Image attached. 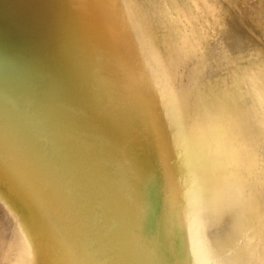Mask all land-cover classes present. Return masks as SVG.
Here are the masks:
<instances>
[{"label": "bare ground", "instance_id": "6f19581e", "mask_svg": "<svg viewBox=\"0 0 264 264\" xmlns=\"http://www.w3.org/2000/svg\"><path fill=\"white\" fill-rule=\"evenodd\" d=\"M159 1L133 0L131 3L130 0H125L126 4H121V8L126 12H131V9H133V16L140 13V20L137 23L138 25H143L144 20H159L169 13L167 5L159 3ZM167 1L175 14L189 17L188 13L186 14L180 5L176 6L175 0ZM234 1L227 0V3L231 2L233 6ZM52 2L53 0H50V4ZM223 2L225 0L220 1V5ZM235 3L238 4L239 9L234 8L233 18L231 19L235 24L237 22L240 23L239 25L243 28L241 17L236 13V11H239L241 15L242 13L245 14L242 9L243 1L236 0ZM0 4L3 7V9H0L1 15L5 16L7 14L8 17V24L6 22L7 30L9 29L10 34H12L11 42L7 40L11 53H15V47L17 46V37L14 32L17 29V23L13 20H18L15 13H19L22 16L25 30L34 36L30 37L28 42H34L42 55L41 66H38L35 62L36 59L30 56L28 59L26 72L30 73L29 78L34 75L32 77L36 82V84L32 83L34 88L42 85L47 87L54 85L56 87L60 84L61 91H64L66 97L65 102L58 106L44 103V111L48 119L42 113L36 114V116L31 113L21 118L14 117L11 111L22 113L24 106L27 105L23 104L24 101L14 106L8 113L0 114V179L6 178L8 175L11 177L10 187L16 196L15 198L12 195L13 201L6 202V199L1 196L2 191L0 190V264H169L166 261H157L156 257L153 260L154 256L158 254H155L157 252L156 249L159 247L161 251L163 250V244H159V242L164 240L163 237L167 238V244L165 245L167 249L178 248L175 247L177 244L176 235L178 238V234L182 231L187 233L190 230V226H192L193 231H209L210 227L218 230L223 224L226 226V230H223L224 233L218 232L220 236L208 238L209 248L227 250L235 239L236 243L245 237L246 240L241 245L240 250L235 253V256L224 258L220 264H247L245 262L248 260H251L252 264H264V229L251 236L252 230L264 217V161H262L260 152L256 149L259 148L260 144L256 146L255 140H253L254 143L250 144L256 147L252 146L253 148H251L249 146L251 149L248 153L251 156V160L248 163L245 158L247 156L244 155L243 151H240L239 146L236 144L238 141L237 132L239 131L236 124L232 123L231 131H224V134L230 135L227 140L221 141L218 136H214L212 134L213 129L209 128L215 127L218 133L224 130L221 122L223 117L228 116V112L217 107L218 115L214 119L213 124L208 122L204 131L198 129L194 137L190 136L188 139L185 137L184 140L180 138V135L185 133V136H187L190 130L189 128L185 129L180 124L181 121L177 122L171 118L172 116L166 117L165 121L152 120L148 131L152 138V145H155V150L150 144H148L150 146L149 151L147 150L144 153L140 149L136 150L134 148L130 154V156L132 155L129 159L130 163L125 164L122 162L121 155L126 147L132 149L136 145L138 137L142 134L144 135L147 130L148 115L141 110L142 115L139 118L137 127L121 126V123L128 125L130 118L133 116L131 108L128 107V101L119 99L118 103H121L122 109L124 108L126 113L113 115L105 111L109 104L105 103V98H102L101 95L107 96L106 100H110L111 96L112 100L117 99V97L113 91L107 89L109 85L107 88L100 87L102 83L96 80V76L101 74V70H93V67L86 65L92 79L91 82L89 78L84 79V82L80 83L66 77L68 70H66L65 74L63 73V64L68 59L69 53H75V47L69 36V31L65 30L62 33V30L59 29L60 23L64 22L65 26L69 24H67V19H60L57 12L54 13V5L51 6L49 4L51 6L49 7L44 4L43 0H30L27 3L19 0H13V2L11 0H0ZM217 8L219 7L217 6ZM254 9L255 7L252 8V10ZM212 10L219 17L217 18L218 21L214 17L215 24H219L220 21L222 22L220 28L232 27L227 16H222L221 12L215 7ZM257 14L259 15L258 11ZM125 17L127 18V16ZM245 17L249 25L259 34V37L251 34L247 39L251 43L257 41L255 42V52L251 51L253 47H250L247 42L235 43L233 45L235 49L229 57L230 62L228 64L234 69L236 66H231V64H234L235 61L236 63L239 62L241 68L249 72L248 78L252 81L255 75L258 74V70L252 73V68L259 66L264 71V53L263 56L257 57L260 62L256 63L254 61L255 54L260 53L259 49L264 50V44L258 41L260 40L259 38L264 40V26L259 24L261 20L253 23L252 18L246 14ZM137 19L138 17H136ZM44 20L47 23L46 27L43 25ZM184 21L181 22L179 19H174L172 23V30L184 33L179 38L181 37L186 42L187 37L194 36L196 38L197 35L200 37V31L196 27V23L186 21V19ZM111 29V27H107V31H111ZM245 44L246 46H243ZM243 47L249 48L251 53H238L240 50H244ZM128 49L121 46V50H125L127 54H130L127 51ZM81 51L90 52L88 46ZM235 51L237 53H234ZM139 56L141 55L132 54L127 59L125 57L124 61L127 64H123V66H133L134 60L143 61ZM8 60L9 58L3 60L2 53H0V84L6 80L5 77L9 68ZM85 60L90 62V57ZM121 64V62H117V67H120ZM134 66H136V63ZM215 67L220 69L221 66L216 64ZM72 72L73 69L68 75ZM231 72L235 73L234 70H231ZM141 75H137V78ZM56 78L57 84H55ZM100 78H103V74ZM162 84L163 82L157 83L156 104H163L162 108L165 105H170L171 108H177L180 105L179 112L181 114L187 111L184 104L189 106L190 101L187 96L192 93L193 87L182 100L177 99V95L166 99L165 97L170 91L166 92L165 89L163 90ZM98 85L99 90L101 89V94H99ZM184 85L182 82L181 86L183 87ZM223 91L224 89L221 87L220 92ZM33 93H35V89ZM250 94L253 97L250 98L254 99L253 102H256L255 107L257 108L258 106L259 108L254 113V120H261L263 124L261 128L264 130V77L262 75H260L259 81L252 86ZM34 95L32 94V96ZM137 97L142 100V93L139 92ZM54 98H58V95ZM60 100L59 98V102ZM177 100L179 101L176 102ZM36 101V98H32V108ZM79 101L80 109L83 110L81 114L87 118V122L77 132L80 133L81 138L90 140V142L86 141L83 143L92 148L91 158H93L95 153L99 158V163L101 160H105L106 164H110V156L107 152V147H110L112 158L119 160L112 171L116 169L118 176L122 175L120 177L122 178L121 182L116 184V193L119 196L116 195L110 198L109 192L111 190L108 189L107 195L95 199L104 201L99 206L95 205L94 200H92L91 204L89 202L76 201L74 199L76 195L71 193L75 185L71 182L70 184L65 182L69 170L60 164V160H64L63 155L67 143L59 140H50L48 143L49 147L52 146V148H50L51 150L47 149L46 135L57 131L54 126L57 123L56 118L51 116L54 109L61 113V109L68 108L73 102L78 103ZM235 103L232 102L233 109L230 113L234 121L238 122V117L234 113ZM148 104L149 101L146 100L144 103L145 107ZM242 106L244 105L242 104ZM242 106L239 105V107ZM1 107L2 101L0 102ZM246 107L244 106V110L240 108L243 114L244 111H246L245 114L248 112L245 110ZM136 112H139V110ZM185 115L188 116L189 114L185 113ZM244 118L242 119L244 120ZM144 120L145 123L143 125ZM200 120L201 117L197 116V123ZM246 121L251 120L247 119ZM246 121L243 123L247 124ZM248 124L250 123L248 122ZM141 125L143 126L141 127ZM247 125H244L245 127L242 126L244 127L243 129L252 128L250 127L251 125L249 127ZM58 129L65 131L60 125H58ZM88 129H91L96 135L104 134V142L98 140L97 144L96 140L90 136ZM70 130L71 127L66 128L64 134L70 135ZM253 130L254 127L252 128ZM258 131H260L259 127ZM253 132L250 129V133ZM255 133L252 134L254 137L256 136ZM246 137H250V135ZM251 137L249 139H254V137ZM179 141H183L181 145H179ZM197 141L199 142V147L196 146ZM209 148L216 150L213 156L206 155ZM262 148H264V145ZM76 151L78 152L74 155L75 161H77L78 157L81 159V155L90 153V149H85L79 144L74 146L72 150V152ZM162 151L166 152L167 155H163ZM205 164L211 167L214 166L213 173L216 176L211 181L203 182L202 179L198 178L207 169ZM94 169L99 170L98 167H94L91 171ZM246 173L252 175L247 176ZM113 178L115 176H112L111 180ZM64 186L67 187L64 188ZM5 187L6 189L8 188L7 186ZM147 189H154L155 191L148 195L146 193ZM115 200H120V205L114 207L112 203ZM207 200L206 210V206L202 204ZM21 213L33 214L39 219L42 226L49 232L48 238L50 239L49 241L47 239L42 245L47 248L53 242L51 245L55 250L53 254L45 255L46 253H42L41 256L35 255L40 249L42 251V248L35 242L28 241V250L25 253L21 256L18 254L13 255V247L17 242L25 244V241L16 238L18 233V238L25 240L35 238V235L29 231L31 228L22 221ZM100 213L104 216V219L98 217ZM257 214H260V217L251 225L250 221ZM28 220L32 222L31 218ZM238 223L240 225L236 226ZM116 224L126 231L120 232L116 230ZM233 224L236 227L231 228L230 226ZM196 234V232H192L189 236V238L192 237L191 249L194 250L200 244L203 249L207 248L206 244H202L205 240L200 239L201 237H198V234L196 236ZM11 235L15 238H11ZM212 250L209 249L208 252ZM176 254L182 255L183 252L178 250ZM218 257H223V255H215L212 259ZM164 258L166 257L164 256L160 259ZM212 259L211 261H213ZM211 261L206 264H210ZM178 262L179 258H176L174 264Z\"/></svg>", "mask_w": 264, "mask_h": 264}, {"label": "rangeland", "instance_id": "374dc122", "mask_svg": "<svg viewBox=\"0 0 264 264\" xmlns=\"http://www.w3.org/2000/svg\"><path fill=\"white\" fill-rule=\"evenodd\" d=\"M130 1L132 3L133 0ZM220 1L224 0H175L174 3L176 4V6L180 5L182 10L186 14L188 13L189 17H185L182 14H175L174 10L171 9L170 3L167 0H160L159 3L167 5L169 13L164 18H160L159 16V20H144L143 25H138L140 20V13L133 16V9H131V12L124 11L121 8V4L124 3L125 5V0H100V2L99 0H53L52 4H50V0H43L44 4H47L49 7L54 5V13L57 12V15L60 17V19L64 18L68 20V26H65L64 22L59 24V29L62 30V33L65 30L69 31V36L73 41L75 47V53H69L68 59L64 61L63 64V73L65 74L66 70H68L66 77L71 78L72 80H74V82L80 83H83L84 79L89 78L91 82L92 79L90 73L88 72V69L86 68V65L93 67V70H101V74L99 76H96V80H99L102 83L100 87L107 88V86L109 85L107 89L109 91H113V93L116 94L117 97V99L112 100L111 96L110 100H106L107 96H104L103 94L101 95L102 98H105V103L109 104L105 111L113 115L126 113V110L124 108L122 109L121 103H118L120 101L119 99L128 101V107L131 108L133 116L130 118L128 125L121 123V126H128L129 128L137 127L139 118L142 115L141 110H143L148 115L146 132L144 133V135L142 134L138 137L136 145L132 149L127 147L125 148L123 154L121 155L123 163H130L129 159L132 156H130V154L133 152L134 148L136 150L140 149L143 153L147 150L149 151V147L152 145V138L148 130L152 120L165 121L164 119L166 117L172 116L171 118L176 120L177 122L181 121L180 124L185 129L189 128L190 130V133H188L187 136H185V133H182L180 135V138H183L184 140L185 137L187 139L190 136L194 137L195 132L198 129L204 131L205 126L208 122L213 124L214 119L218 115V112L216 110L217 107L228 112V116L222 118L221 123L224 127V130L219 131V134L218 130H215V127H210L209 129H213L212 134L214 136H218L219 140L221 141L227 140L230 135L224 134V131H231L230 127L232 126V123L234 125L236 124L237 130H239L237 132L238 141L236 144L239 146L240 151H243L244 155L247 156L245 157L246 162L249 163V161L251 160V156L248 152L251 148L258 146V144H260L258 146L259 148L256 149H258V152H260L261 155L260 158H262V161H264V148H262V146L264 145V130L263 128H261L263 127V124L261 123V120H254V113L256 109L258 110L259 108L258 106L257 108L255 107L256 102H253L254 99H251L253 97H251L252 95L250 94V91H252V86L259 81L260 75L264 77V71L261 70L259 66L252 68V73L258 70V74H256L254 79L251 81L248 78L249 72L241 68L239 62L236 63V61H233L234 64H231V66H236L235 68L233 67L234 69H232L228 64V62H230L229 57L235 49L233 48V45L235 43L239 44L241 43V41L247 42L250 47H253V50L251 49V51L253 53L255 52V42L257 41L251 43L247 41V39L251 34H254L256 36H258L259 34L255 32L254 29L249 25L246 20L245 14L248 17L252 18L253 23H255L254 21L261 20L259 24L261 26H264V0H262L263 2L261 0H239L243 1L242 9L245 11V14L242 13L241 15V12L239 11H236V13L241 17L243 28L239 25L240 23L237 22V24H235L231 19L233 18L234 8L239 9L238 4L235 3L236 0L234 1L233 6L231 5V2L227 3V0H225V2L221 3L220 5ZM216 4L220 9L217 8ZM213 7L218 9L221 12L222 16H227V19L230 20V24L232 27L220 28V26L222 25V22L220 21L219 24H215L213 20L214 17L216 19L219 17L215 13V11L212 10ZM253 7H255L254 10H252ZM257 11L259 12V15L257 14ZM125 16H127V18ZM136 17H138L137 20ZM174 19H179V21L181 22H185L184 20L186 19V21H192L196 23V27L200 31L199 33L201 38L197 35L196 38L194 36L187 37V41H183L181 37L179 38V36L183 35L184 33L172 30V23ZM43 25L45 27L47 26L45 20L43 22ZM108 26L112 28L111 31H107ZM207 29L209 30L208 32ZM259 39L260 40L258 41L264 44V40L262 38ZM32 46L34 47L30 50V53H39L37 50L38 47L36 48L34 42L32 43ZM87 46L88 50L90 51L89 53L81 51L83 49H86ZM121 46L124 48H129L130 50L128 49L127 51H129L131 55H141L139 57L142 58L143 61L134 60L133 66H123V64H127V62L124 61V58L126 57L127 59V57H131V55L127 54L125 50H121ZM243 46H246V44ZM243 48L244 50H240L238 53H251L249 51V48ZM259 52L260 53H257L254 56V61L256 63L260 62L257 57L261 55L263 56L264 50L260 48ZM234 53L237 52L235 51ZM21 54L24 53H15V59H18ZM87 57H90V62H86L85 59ZM117 62L122 63L120 67H117ZM38 63L40 64V61H37V64ZM135 63L136 66H134ZM216 64H220V69L215 67ZM71 69H73V72L68 75ZM231 70H234V72L237 70L235 72L236 74L232 73ZM102 74L103 78L101 79L100 76ZM140 74L142 75L137 78V75ZM245 74L248 75L245 76ZM27 78L31 81L27 85V89L24 92L22 100H30L31 97L36 98V100L38 99L39 103L41 104L40 113H42L46 117V119H48V116L44 111V103H50L52 106H58L62 104L66 100L64 91H61L60 84L56 87L54 85L52 87L42 85L40 87L34 88V86L32 85V83L36 84L34 79H31L32 77L29 78V76H25V79ZM236 78H240V80L238 81V79ZM138 81L139 83H137ZM159 82H163V90L165 89L166 92L170 91L166 95V99L177 95V99L182 100L187 96V92L193 87L192 93L187 96L190 101L189 106L188 104H184V107L187 108V111H184L183 114H181L179 112L180 105H178L177 108H171L170 105H165V107L162 108V106H164L163 104H156V91L158 90L157 83ZM182 82L185 84L183 87L181 86ZM55 84H57V78L55 80ZM221 87L224 89L223 92H220ZM42 88H44V90H42ZM97 88L99 94H101L102 92L101 89L99 90V85L97 86ZM34 89L35 93H33ZM31 92L35 95H30ZM139 92L142 93V100L137 97ZM57 95L58 98H54ZM232 95L235 99L233 100L235 102L237 100L236 103L232 100ZM59 98L61 99L60 102ZM68 100L70 99L68 98ZM146 100L149 101L147 107H145L146 105H144ZM179 100H177L176 102H178ZM247 100L249 101L247 102ZM31 101L32 100H30L27 105L24 106V111L22 113H15L12 110L11 112L13 116L16 118H21L25 117L28 114H31V110H33V103L31 104ZM232 102L236 105L234 113L238 117V122L234 121V118H232L230 113V111L233 109ZM238 102L239 104L237 105ZM242 104L245 107L247 106L245 110L248 111V115L245 114L246 111H244L243 114L242 110H244V106H242ZM239 105L242 107H239ZM240 108H242V110H240ZM236 109L237 112L239 111L238 113H241L242 111L241 114L243 115L238 114L236 112ZM137 110H139V112H136ZM81 111L83 110L80 109V101L78 103L73 102L70 107L61 109V113L57 112L54 109L55 114L53 112L51 116L53 118H56L57 123L54 126L57 131L52 134L46 135L47 143L50 140H59L63 143H67V147H69V149L64 146V160H60V164L68 168L69 170V174L65 182H68V184H70L71 182L75 185L71 193L73 195H76V197L74 198L76 199V201L89 202L91 204L92 200H94L95 205L99 206L100 203L103 204L104 201L95 199L102 198L107 195L108 189L111 190L109 192L110 198L117 195L116 184L121 182L122 178L120 177L122 175L118 176L116 169L112 171L115 164H117L119 160L117 161L112 158V150L110 147H107V152L110 156V164H106L105 160H101V162L99 163V158L95 155V153L93 158H91V154L93 153L92 148L83 143L86 141L90 142V140L81 138L80 133L77 132V130L87 122V118L81 114ZM185 113H188L190 116H186ZM197 116L201 117V120L198 123ZM59 118L63 120H60ZM242 118H244V120ZM245 119H250L251 121H246ZM185 121H187V123H185ZM244 121H246L247 124L248 122L250 124L247 125L243 123ZM189 122L191 124L190 126ZM144 123L145 120L143 121V125ZM58 125H60L62 129H65V131L58 129ZM143 125H141V127ZM244 125H247L248 127L249 125H251L250 127H254L255 131L253 130V132L252 128H248V130L247 128L243 129L245 127ZM69 127H71V130L69 131L70 135L67 136L64 133L66 132V128ZM258 127L260 131H258ZM250 129L253 133H250ZM88 131L90 133V136L94 140H96L97 144L98 140L104 142V134L96 135L91 129H88ZM254 133L256 135L255 137L252 135ZM249 135L250 137H254V139L252 137V139H249L250 137H246ZM253 140H255L256 146L250 145L251 143H254ZM182 142L183 141H179V145H181ZM78 144L82 145V147L85 149H90V153L81 155L82 158L80 159L78 157L77 161H75L74 155L78 151L72 152V150L74 146ZM148 144H150V146H148ZM152 146L154 147L153 150H155V145ZM196 146L199 147L198 141ZM249 146L251 148H249ZM50 148H52V146L49 147L48 143L47 149L51 150ZM207 150V156H213L216 151L211 148ZM162 154L167 155L164 151H162ZM90 164H92L91 168ZM94 167H98L99 170L94 169L93 171H91ZM206 167L207 169L203 173H201V177L198 178L202 179L203 182L211 181L216 176V174L213 173L214 166L211 167L210 165H206ZM246 174L247 176L252 175L249 173ZM112 176H115V178L111 180ZM7 177H9V179H7ZM10 182L11 177L9 175L6 176V178L0 179V190L2 191L1 196L3 199H6V202L13 201V196H15V193L10 187ZM5 186H7L8 188L6 189ZM66 187L67 186H64V188ZM132 191L136 192L137 190ZM153 191L155 190L147 189L146 193L149 195L152 194ZM208 200L202 204L206 206V210ZM112 205H114V207L116 205H120V200L113 201ZM261 216L263 217V215ZM98 217L104 219V216L101 213ZM258 217H260V214H257L255 218L250 221V224H254ZM30 218L32 222H29L28 219ZM21 219L22 221H24L25 225L27 224V226L31 228V230L29 231L35 235V238L31 240L18 238V233L16 238L18 240L25 241V244L17 242V244L13 247V255L18 254L19 256H21L23 253H25L26 250H28V241H33L37 245L41 246L42 251L38 246H36L40 250L37 251L35 255L41 256L42 253H46L45 255L53 254L55 251L51 246L53 242L48 245L47 248L42 245V243H44L47 239L48 241L50 239L48 238L49 232L42 226L39 219L36 218V216H34L33 214L29 213H21ZM263 224L264 217L262 218L261 222H259L257 226L252 230L251 236H253L257 232L262 231L264 229V226H262ZM239 225L240 223H238L236 226ZM115 226L116 230L120 232L126 231L124 229H121L118 224H116ZM236 226L233 224L230 227L233 228ZM223 230H226V226L224 224L220 228H218V230L212 229V227H210L209 231H193L192 226H190V230L187 232L188 234L182 231L178 234V238L176 235L175 239L177 244L175 247L178 248L167 249V247L165 246L167 244V238L163 237L166 242L164 240L159 242V244H163V250L161 251L158 247L156 249L157 252L155 253L158 254L154 256L153 260L156 257L157 261H166L169 264H174L175 259L179 258V262L177 264H206L207 262L211 261V259L215 255H223V257L212 259L213 261H211L210 263L220 264L221 260H223L224 258L235 256V253L240 250L241 245L246 240L245 237L243 240H238V243H236L235 239V241L231 245H229V249L227 250H217L214 248H209L210 244L208 243V238L210 239L213 236H220L219 233H224ZM192 232H196L198 234V237H201L200 239L205 240V242H203L202 244H206L207 248L203 249L200 244L199 247H195L194 250L191 249L192 237L189 238V236ZM11 238L15 237L11 235ZM209 249L213 250L208 252ZM178 250L182 251L183 254L177 255L176 253ZM164 256L166 258L160 259ZM245 263L252 264L251 260H248Z\"/></svg>", "mask_w": 264, "mask_h": 264}, {"label": "water", "instance_id": "95a60500", "mask_svg": "<svg viewBox=\"0 0 264 264\" xmlns=\"http://www.w3.org/2000/svg\"><path fill=\"white\" fill-rule=\"evenodd\" d=\"M19 1H25L27 3L30 0H19ZM11 2H13V0H11ZM0 9H3L1 4H0ZM15 15L18 18V20H15V19L13 20L15 23H17V29H15L14 31L15 36L17 37L16 39L17 46L15 47V53H24V54H21L18 59H15V53H11V48L10 47L8 48V45H7V40L8 42H11V39H12V34H10L9 29L7 30L8 28V26L6 25V22L8 24L7 14L3 16L1 15V12H0V53H2L3 60L4 59L6 60L7 58H9L8 60L9 68H8V72L6 73V77H5L7 82L5 80V82L0 84V102L2 101V107L0 108V114L6 113V112L8 113L9 111L12 110L14 106H16L17 104L23 101L22 98H23L24 92L27 89L28 83L31 81L28 78L25 79V76L26 75L29 76L30 74L26 72L29 56L36 59L35 61L36 63L37 61H40V64L38 63L39 65H41V61H42V58H41L42 55L37 47L36 48L39 53H30V50L34 46H32V43H29L28 41L30 37H34V36L32 33L30 35L29 32L25 30L22 16H20L19 13L17 14L15 13ZM29 101L30 100H25L23 104H27ZM38 103H39V100L37 99L33 107V111L31 110L32 114H34L35 116L36 114L38 115L40 113L41 104L39 103L38 105Z\"/></svg>", "mask_w": 264, "mask_h": 264}]
</instances>
